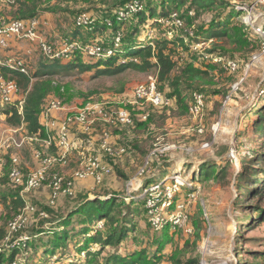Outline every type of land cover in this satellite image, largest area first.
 I'll list each match as a JSON object with an SVG mask.
<instances>
[{
	"label": "rangeland",
	"instance_id": "1",
	"mask_svg": "<svg viewBox=\"0 0 264 264\" xmlns=\"http://www.w3.org/2000/svg\"><path fill=\"white\" fill-rule=\"evenodd\" d=\"M220 1L224 4L219 5ZM36 2L38 14L49 13L51 21L53 20L56 25L57 36L51 37L52 42L43 36L45 40L55 45V38L68 37L67 33H70L73 27L72 17L77 12L91 13L101 21L118 0ZM147 3L158 9L159 0H145L143 5ZM12 5L0 3L5 16L11 17ZM187 6L183 5L177 12L181 15ZM249 9H252L250 13L246 11ZM178 13L154 20L152 25L146 22L139 25L134 37H139L138 40L141 42L153 41L162 38L172 39L192 31L193 28L189 27L186 20L174 22ZM187 14L193 18L192 26L198 37L197 42L189 49L176 47L174 57L178 65L171 78L177 81V96L173 97L172 105L168 108L144 107L148 114L146 120H141L142 111L134 106L138 104L133 100V90L136 85L144 83L150 75H154V69L147 72L126 69L113 76L96 75L94 72L78 73L73 70L68 76L50 77L51 89L44 107L54 99L60 100L64 105V110L61 111L74 104L77 105L75 107H83L87 103L98 102L108 114L118 108H127L132 114L133 123L123 127L103 121L94 129V133L107 131L112 147L125 149V152L119 155L104 154L98 150L97 137L92 150L89 151L98 154L101 164L110 169L109 173L102 176L100 182L88 178L87 188L76 187L75 184L74 193L71 196H60L52 207L47 205L49 196L47 188L25 193L35 211L28 215V224L22 231L15 233L17 236L38 231H62L60 228L62 219L76 209L84 197L95 199L100 196L104 199L107 193L114 192L123 197L124 203L128 205L126 208L122 204L123 213L128 211L133 216V229L118 246L120 247L118 253H124L125 249L130 252L145 249L146 253L152 256L158 242H163L167 235L170 242L162 249L164 256L156 264H171L170 256L173 254L174 258L179 256L182 260L190 256L198 260L199 264H264V174H261L260 170L264 169V156L254 164L257 170L254 169L256 173L253 178H249V174L240 177L244 173L240 171L243 164H246L256 151L264 149V134L262 130L257 129L258 119H264V50L261 49L264 38L261 39L244 24V21L250 20L252 24H258L257 27L264 26V0H216L215 4L208 8L194 7L192 12L188 9ZM136 21L127 22L124 26L125 40L128 42L131 39L129 33ZM211 21L226 22L227 27H234V34L240 32L241 35L237 36L238 38L234 37V34L221 39L205 38ZM106 35L101 29L93 36L83 29L78 37L81 40L88 37L99 39L108 37ZM189 41L184 40L186 44L190 43ZM38 52L39 56L31 60V63L27 61L30 74L50 60L42 56L39 50ZM210 52H218L235 59L238 62L236 71L228 72L219 66L208 69L206 64L209 62L202 55ZM191 58L197 69L206 72L179 75L184 64ZM177 75L179 79H176ZM159 85H162L164 92L173 91L168 82ZM195 90L202 92L205 102L202 114L197 117L191 116L187 111L191 93ZM9 109L10 107H6L3 111ZM74 110L76 109L70 108L69 113ZM4 127L5 115H0V131ZM198 128L202 131L198 132ZM23 136L16 134L15 138ZM42 143L30 141L18 149L8 146L11 148L7 150V155L15 154L23 174H27L28 169L22 164L18 152H21L23 161L32 166V151L43 149ZM78 152V155L75 150L70 152L75 153V157L69 160L66 155L63 166H53L50 171L69 177L81 166L83 154L80 152L86 154L88 151ZM4 156L1 154L2 160ZM10 164L12 161L8 158V162L0 169L3 174L1 182L7 184L8 180V186L0 188V195L7 193L10 186L16 193L20 194L22 191V187L15 186L8 178L9 169L5 166L10 168ZM65 169L72 170L70 174H65ZM201 169L209 170V176L199 174ZM194 174L196 180L192 182ZM156 183H159V189L147 193L143 191L144 187L148 189L149 184ZM176 183L174 189L179 188L173 197L176 195L177 199L175 206L170 208L172 201L170 205L168 200L164 202L165 194L162 190L165 189L164 184L172 187ZM257 188L260 191H256ZM150 195H153L156 201V214L163 221L156 229H153L148 213L147 200ZM19 209L12 205L9 199L6 203L0 200V227L4 231L8 221L19 212ZM40 213H44L45 216ZM177 214L179 225L174 226L169 222L172 227H176L171 230L166 223L172 215ZM71 219L67 227L69 237L62 246L63 250L56 251V258L41 254L44 248L51 247L46 241L51 239V234L45 233L32 242L28 257H24V263L41 264L40 261L44 259V264H76L79 259L84 258V254H78L75 248V244L81 245L79 243L84 238L82 233H77L82 229L78 221L79 215L74 214ZM48 235L50 236L46 238ZM5 244L7 241L2 237L0 246ZM88 247L91 251L97 249L98 245L90 243ZM5 248L7 247H4V250ZM112 249L111 246H106L102 256ZM7 255L5 251L2 264H11ZM21 255L16 258H21Z\"/></svg>",
	"mask_w": 264,
	"mask_h": 264
},
{
	"label": "trees",
	"instance_id": "2",
	"mask_svg": "<svg viewBox=\"0 0 264 264\" xmlns=\"http://www.w3.org/2000/svg\"><path fill=\"white\" fill-rule=\"evenodd\" d=\"M36 1L37 0H10V1L0 0V3L13 4L12 5L13 10L10 14L11 17L5 18V20L9 21L15 19H29L35 17L38 14ZM130 1L133 0H118L117 4H115V6H113L110 10L107 11L108 14L104 15L101 21H99L98 17L93 16L91 13L85 12L90 14L95 19L93 28L91 29H85L75 26L74 18L79 13H83V12H77L72 17L73 27L69 31L70 33H67L68 37L70 38L64 37L68 39L78 40L83 45L97 43L102 46H112L113 38L116 34V31H120L122 33L121 42L119 43V46L116 48L115 52L112 53L110 56L90 58L87 57V55L81 51H73L68 59L63 61L59 59H50L46 63H43L40 67L38 66L36 71L30 75H25L22 73H18L2 68L1 69L2 75L15 80L18 87L20 88V93L21 95H23V100H24L22 105L23 106L22 113H18L16 107L12 105L4 106L0 108V115H5V123L12 128H16L20 125H23L24 130L26 131L25 135L39 138L41 140L45 139L46 132L40 121V117L42 112L47 106L46 105L44 107L47 96L51 89L50 83L52 79L50 77H55L56 75H59L61 77L68 76L71 74L73 70L77 71L78 73L94 72V74L96 75L113 76L119 74L120 72L126 69H130L136 72H147L150 69H154L155 71L154 76L157 79L158 89L162 91L167 97L170 98L169 106H171L173 102L172 101L173 97L177 96V81L171 78L174 75L176 66L178 65L177 60L174 57L176 47L180 46L189 49L194 42H197L196 39L198 37L194 26H192L193 18H191L187 14L188 9L189 12H192V8L194 7L208 8L211 4H215L216 0H159V6L157 10H156V6L149 3H147L144 6L143 4L145 0H137L140 5V9H138L126 20L123 21L117 20L116 19L117 12L126 3ZM68 3L69 2H67V4ZM186 4L188 5L187 9L185 10V12H182L180 15L177 11L181 7H183V5ZM218 4L223 5L224 2L220 1ZM15 5L16 7H14ZM173 13L179 14L178 17H176V20L178 21L186 20L189 27H192L193 30L191 29L192 31L186 32L179 37H172V39L162 38V39H154L153 41L141 42L138 40L139 37L138 38L134 37L138 32L139 25H142L145 22L148 25H152L155 22L154 20H160L161 17H168ZM133 20L134 21L137 20V21L131 28V33H129L131 39H129L128 42L125 40L126 36L124 32V26L127 22L129 23L133 22ZM107 21L111 22V24L107 25ZM83 29H85L89 34L91 33L92 36L95 35L98 32V30L101 29L102 31L106 32L107 34L106 36L108 37H99V39L96 37H88L87 39L81 40L79 39L78 35ZM205 34H206L205 38L216 37L221 39L234 34V27L232 28L227 27L226 22L221 23L217 21H211ZM240 35L241 34L239 32L237 34H234L233 36L239 37ZM186 39H189L190 43L186 44L184 42V40ZM54 47L56 46L54 45ZM210 53L224 57H229L226 55H222L218 52H210ZM85 57L88 59H84ZM207 60L209 62L208 64H206V67L208 69H213L215 66L221 67L220 65L211 61L210 59ZM205 72L206 71H201L200 69H197L193 64V58H191V60L187 61L184 64L179 75H183V76L197 75ZM179 75H177L176 79H179ZM166 82H168V84L173 88L172 89L173 91L171 93L164 92L162 85H159V83H166ZM134 106L138 110L142 111V114H140L141 120H143L142 115L144 114L147 115L146 118L144 119L146 120L148 114L143 109L146 106L143 107H140L138 105H134ZM6 107H10V109L7 111H3ZM155 109H164V108H155ZM187 111H188V105H187ZM130 115L132 117L131 113ZM132 123H133V119H132ZM130 125H126V126H130ZM257 129L259 131L262 130V133L264 134V119L261 118L258 119ZM103 131L105 130H102L101 133H97L99 135V139ZM118 148L121 147H116L114 149H118ZM42 150L45 153L51 155H57V151L54 148V146H50V147L44 146ZM261 156H264V149L256 151L255 155L251 157L246 164L245 163L243 164L242 168H240V171L242 172L244 171V173H242L240 177L242 176L243 178V175L249 174L248 175L249 178L251 177L253 178L257 170L254 164ZM57 164H61V162H56L53 166ZM3 165H4V161H3ZM6 167L7 169L10 170V168H8L7 165L5 166V168ZM249 167L251 168V175H250ZM260 170H262L261 174H264V169L260 168ZM199 174H202L203 176H207V175L209 176V170L206 171L201 169L199 171ZM64 177L67 178V176ZM195 178L196 175L194 174L191 181L192 182L195 181L196 180ZM1 179L2 177L0 176V188L3 187L2 184H4L3 182H1ZM246 182H248V180ZM5 185L8 186V180H7V184H4V186ZM44 187L47 188V190L50 193V189L48 187L42 186L40 188H44ZM11 189L12 187L10 186V190H7V193L1 194L0 200L6 203L9 199V202L15 207L20 208L19 209L20 211L24 206L25 201L19 193H16L14 189L12 190ZM256 191H260V189L257 188ZM104 197H105L104 199H101L100 196L95 199H89L87 196L84 197L80 205L62 219L60 224V228H62V231L60 230H53V231L51 230L47 232L38 231L36 233L24 234L29 237L25 246L23 247L14 246V247L5 248V250L3 248V250L0 252V264H2L3 262V258H4L3 253L5 251H7L8 254L7 256L10 259L11 264H25L24 257H28V250L30 248V245L34 240H36L40 236H43L45 233L51 234V239L46 240L49 243V246L51 247L44 248L41 254H43L44 256L50 255V257L55 256L56 251L63 250L62 246L69 237L67 227L70 225L72 221L71 218L74 214L79 215L78 221L82 228L77 233L80 232L84 236L83 241L79 243L81 245L78 244L79 246H77L75 244V248L78 251L77 253L84 254V258L79 259L78 263L76 264H156V262H159L164 256V254L162 253L163 252L162 249L166 244L170 242V237H168L167 235L165 236L166 239H164L163 242H158V245H156L155 252L153 253L152 256L148 255L145 249H138L132 252H130V250L125 249L124 253H118L120 248L118 246H120L122 240H124L127 237L128 233L133 229V221H132L133 216L131 212L128 211L123 213L121 209L122 204L125 205L126 208H128V205L124 203L123 197H121L117 193L109 192ZM176 199L177 196L175 195V197L172 198V205L170 206V208H173V206H175ZM47 205L49 207H52L48 204V201H47ZM99 222H101L102 227H98ZM166 224L171 230L176 229V227L174 226L172 227V225L169 222H167ZM7 231H8L7 225L5 231L3 230V228L0 227V239L6 236ZM16 236L17 234H14V237ZM49 236L50 235L46 236V238H48ZM90 243H95V245H98V248L90 251L88 247ZM106 246H111L113 249L109 253L102 256V251ZM20 254H22L21 258L17 259L16 257ZM173 256L174 254L170 256V260H172L171 264H199L198 260L190 256L186 257L184 260L180 259L179 256L178 258H174ZM54 258H56V256ZM40 263L44 264L45 263L44 259L43 261H40Z\"/></svg>",
	"mask_w": 264,
	"mask_h": 264
},
{
	"label": "built area",
	"instance_id": "3",
	"mask_svg": "<svg viewBox=\"0 0 264 264\" xmlns=\"http://www.w3.org/2000/svg\"><path fill=\"white\" fill-rule=\"evenodd\" d=\"M138 9H140L138 1H130L117 12L116 19L120 21L126 20ZM251 10L252 9L246 11L250 13ZM94 21L95 19L90 14L85 12L79 13L74 18L75 26L85 29L93 28ZM174 22H178V20L174 19ZM110 24L111 22L107 21V25ZM244 24L245 26L250 27L253 33L261 39L264 38V26L257 27L258 24H252L250 20L244 21ZM121 37L122 33L120 31H116L112 46H102L97 43L83 45L78 40L63 38L59 41V44L54 47L53 44L45 40L40 34V21L38 18L32 17L29 19H15L9 21L3 18L0 19V48L5 49L8 47L9 42L12 39L28 41L34 43L38 50L42 53V56L48 59H59L63 61L68 59L73 51H81L90 58L110 56L119 46ZM261 49L264 50V43L262 44ZM202 56L220 65L228 72H234L238 67V62L233 58L213 53H205ZM253 59H255V56H253ZM2 68L30 75V67L27 59L21 55H9L4 57V59H0V108L12 105L16 107L18 113H22L24 100L23 95L20 93V88L15 80L2 75ZM133 96L134 102L140 107L152 106L155 108H165L170 105V98L158 89L157 79L154 75H150L144 83L136 85L133 90ZM190 98L191 100L188 104V113L193 117L200 116L205 105L203 94L194 91L191 93ZM63 109L64 105L62 102L54 99L49 102L41 114V123L46 132V138L42 139V142L46 147L54 146L57 151V155L45 153L42 149H35L32 157L37 163V166L27 174H23L18 158L16 156L11 158L12 164L8 172V177L15 185L22 186L20 195L25 202L22 209L9 220L7 224L8 231L5 236L7 244L0 246V252L4 247H23L29 239L27 235L12 238L15 233L21 231V229L25 227L28 222V215L35 211V207L26 199L25 193L34 191L42 186H46L50 189L48 204L53 206L60 196H71L74 193L76 181L90 178L98 183L101 181L104 174L110 172L109 167L102 165L99 155L93 151H88L86 154L80 152V154H83L81 157V166L67 178L56 172L50 171V168L56 162L63 163L66 155L79 149L78 141L73 140L70 137L69 129L72 125H79L83 129L87 130L93 122L98 120L102 122L104 121L105 123L112 122L122 126L130 125L132 123V117L127 109L118 108L113 113L108 114L98 102L87 103L85 106L67 113V115L61 120L52 115L53 112L61 111ZM146 116V114L142 115V119H145ZM11 130L13 132L17 131L16 128H11ZM197 131L201 132L202 129L198 128ZM34 138L35 137L27 135H24L19 139L11 137L8 140V146L18 149L21 148L27 141H32ZM2 146L3 143L0 144V169L3 165L1 157ZM98 146L99 151L109 155H119L125 151L123 147L114 149L111 146L110 136L106 131L102 132ZM176 186L177 183L173 184L172 187L164 184L163 188L165 187V189L162 190V193L165 194L164 202L167 200L168 203L172 201L174 192L179 188L177 187L175 190L174 188H176ZM157 189H159V183L149 184L148 189H145L144 187L143 191L147 193L148 191H154ZM155 203L156 201L154 200L153 195H150L147 200V207L149 209L148 213L150 215L152 226L156 229L160 227L163 221L156 214L155 208L157 206ZM170 204L171 202L169 205ZM40 214L45 216L44 213ZM178 215L179 214L172 215L168 219V222L172 223L174 226L179 225L180 220ZM98 227H101V224H98ZM187 230L190 231L189 229ZM9 239L12 240L9 241Z\"/></svg>",
	"mask_w": 264,
	"mask_h": 264
},
{
	"label": "crops",
	"instance_id": "4",
	"mask_svg": "<svg viewBox=\"0 0 264 264\" xmlns=\"http://www.w3.org/2000/svg\"><path fill=\"white\" fill-rule=\"evenodd\" d=\"M48 14L49 13L37 14L35 17L38 18L40 21V33H41V35L44 37H47V39L50 40V42H52L51 37L57 36V33H56L57 29H55L56 25H55V23H53V20L51 21V18L49 17ZM2 18L5 19V18H9V17L5 16V12H4L3 8H0V19H2ZM70 24H71V21H70ZM68 38H70V37H68ZM61 39H63V37L55 38V41H54L55 45H58L59 41ZM6 48L0 49V51H1L0 59H2V58L4 59V57H6V56L16 54V55H21V56L25 57L27 59V61H29V63H31V60H33L34 58H36L40 54L38 52V50L36 49L37 47L34 43L28 42V41H19L17 39L10 40L9 45ZM75 106H77V105H75V104L71 105V107H69L65 111L53 112L52 115L55 116L57 119L61 120L67 115V113H69L70 108H75V109L81 108L80 106H78V107H75ZM41 120H42V118L40 117V121ZM101 122L102 121H100V120L93 122L88 127L87 130L83 129L79 125H73L70 127V129H69L70 137L73 140L78 141V143H79V149L75 150L77 155L79 153L78 152L79 150H83V151L92 150L94 143H95L94 141L97 139V137L99 138V136L97 134L98 132L94 133V131H95L94 129L97 127L98 123H101ZM11 128L12 127H10L9 125H7L5 123L4 129H2L0 131V144L3 143L1 154L5 155L3 157V161L5 164H6V162H8V158H12L15 155L13 153H10V155H7V150L11 148V147H8L9 138L15 137L16 134L19 136L26 134V131L24 130L23 125L16 127V129H17L16 132H13L11 130ZM83 132H85L86 134ZM32 141H41L42 142V140L39 138H34ZM28 142L30 143V141H27V143ZM42 144H44V143H42ZM32 153H33V151H32ZM18 154L20 156V160H21L22 164L25 165V167H27L28 172H30L31 170H33L37 166V163L33 160V158H31V162H32V166H31V165H29L23 161V156H22L21 152H18ZM74 154L69 153L67 155L68 159L71 160L72 157H75ZM31 157H32V154H31ZM76 159L77 158H75V161H76ZM55 166H63V164L61 163V164H57ZM71 170L72 169H65L64 172H65V174H70ZM2 175L3 174L0 171V176H2ZM87 180L88 179L76 181L75 182L76 187L82 186L84 188H87V185H86ZM83 182H85V183L83 184ZM2 185L4 186V184H2Z\"/></svg>",
	"mask_w": 264,
	"mask_h": 264
}]
</instances>
